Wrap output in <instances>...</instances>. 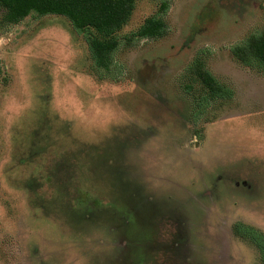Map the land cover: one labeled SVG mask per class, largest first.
Returning <instances> with one entry per match:
<instances>
[{"label":"rangeland","instance_id":"374dc122","mask_svg":"<svg viewBox=\"0 0 264 264\" xmlns=\"http://www.w3.org/2000/svg\"><path fill=\"white\" fill-rule=\"evenodd\" d=\"M151 16L163 34L129 39ZM2 17L0 264H258L231 227L264 233V74L230 48L264 0H139L110 74L64 17ZM197 58L233 97L193 124Z\"/></svg>","mask_w":264,"mask_h":264},{"label":"trees","instance_id":"16d2710c","mask_svg":"<svg viewBox=\"0 0 264 264\" xmlns=\"http://www.w3.org/2000/svg\"><path fill=\"white\" fill-rule=\"evenodd\" d=\"M137 1L139 0H0V9L3 11L2 21L6 25L18 24L30 14L64 17L83 36L93 68L110 74L113 55L119 46L115 33L129 21ZM165 7L166 4L162 3L160 9L164 10ZM163 31L162 19L151 16L142 22L129 39H153L160 37ZM230 55L242 66L264 74V27L232 46ZM187 73L189 82L184 85V93L192 102L193 124L201 120L210 107L222 105L233 97L232 90L213 76L201 58L190 64ZM84 201L83 198L75 200L78 210L86 203ZM94 203L91 202L92 207ZM231 231L254 249L257 263L264 264V233L240 221L232 225ZM140 251L141 248L128 250V256L137 258L135 264L142 262L139 258Z\"/></svg>","mask_w":264,"mask_h":264}]
</instances>
